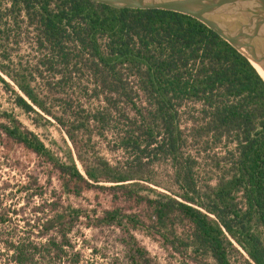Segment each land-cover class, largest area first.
<instances>
[{
	"label": "trees",
	"instance_id": "16d2710c",
	"mask_svg": "<svg viewBox=\"0 0 264 264\" xmlns=\"http://www.w3.org/2000/svg\"><path fill=\"white\" fill-rule=\"evenodd\" d=\"M260 73L184 14L0 0V84L13 106L0 108V132L58 173L61 194L25 229L0 203V264H78L68 256L82 221L118 229L127 264H155L136 232L181 264H264ZM14 110L36 127L57 126L63 152ZM94 189L120 192L131 209L62 201Z\"/></svg>",
	"mask_w": 264,
	"mask_h": 264
},
{
	"label": "rangeland",
	"instance_id": "374dc122",
	"mask_svg": "<svg viewBox=\"0 0 264 264\" xmlns=\"http://www.w3.org/2000/svg\"><path fill=\"white\" fill-rule=\"evenodd\" d=\"M0 108L11 111L13 106L2 84H0ZM22 124L34 131L45 144L57 152H63V135L57 126L36 127L30 118L14 110ZM54 124V123H53ZM65 139L66 136L64 135ZM70 146V145H69ZM51 177V178H50ZM50 178V179H49ZM31 185L29 193L20 192L21 186ZM42 186L44 195L31 196L35 188ZM101 186H111L102 184ZM58 173L41 162L34 154L21 146L9 143L0 132V203L11 212L14 224L25 228L34 227L39 205L59 197ZM65 204L97 211L122 208L130 210L131 204L120 193L112 190L94 189L80 198L62 197ZM14 212V213H13ZM138 243L150 254L155 264H181L180 259L169 248L154 238L136 232ZM122 234L114 228H86L79 223L72 235V248L69 249L68 262L78 260V264H127L125 249L121 244Z\"/></svg>",
	"mask_w": 264,
	"mask_h": 264
},
{
	"label": "water",
	"instance_id": "95a60500",
	"mask_svg": "<svg viewBox=\"0 0 264 264\" xmlns=\"http://www.w3.org/2000/svg\"><path fill=\"white\" fill-rule=\"evenodd\" d=\"M91 1L118 9L164 10L190 16L244 55L261 77L260 72L264 73V0Z\"/></svg>",
	"mask_w": 264,
	"mask_h": 264
}]
</instances>
